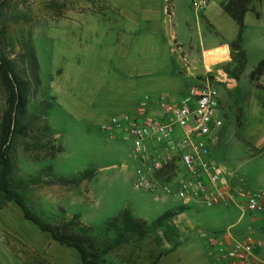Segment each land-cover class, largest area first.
Masks as SVG:
<instances>
[{"label": "rangeland", "instance_id": "rangeland-1", "mask_svg": "<svg viewBox=\"0 0 264 264\" xmlns=\"http://www.w3.org/2000/svg\"><path fill=\"white\" fill-rule=\"evenodd\" d=\"M90 1L5 0L0 16V50L15 59L26 75L24 45L31 41L40 86L36 94L33 86L29 89L28 112L38 113L48 105L45 117L31 125L28 136L18 134L13 138L14 167L8 175L9 188L31 215L44 222L58 223L77 215L92 228L100 264H225L206 240L214 227L193 228L183 221L181 229L180 212L155 223L164 211L180 207L182 200L174 194L157 198V194L133 186L138 168L131 159L134 139L123 123L117 126L113 120L120 123L123 113L132 112L131 108L127 110L128 101L141 98L149 90L146 84L169 87L170 79L171 85L183 79L187 86L192 85L190 78L176 73V78L168 77V72L190 64L189 52L201 51L206 40L217 39L219 34L226 40L233 36L238 27L221 8L225 0H211L206 13L192 10L189 0H148L149 9L141 8V15L146 10L159 18L140 20L139 37L127 48L134 61L133 71L119 56L126 43L115 41L109 30L115 18L126 16L132 9H116L105 3L90 7ZM252 4L260 16L256 18L251 11L245 14L244 70L236 79V87L218 86L223 125L212 155L217 163L235 170L246 188L259 191L264 190V154L254 152L264 149V71L254 80L248 75L264 56V0ZM165 5L169 17L162 12ZM91 28H97L99 39L91 36ZM211 54L206 53L207 59L213 60ZM189 88H174L171 96L179 98ZM3 108L0 87V121ZM85 171L90 173L79 180ZM231 205L200 207L236 210ZM123 209L145 221L144 234L106 228V222ZM260 214L264 216V209ZM0 264L84 263L74 248L53 240L26 219L20 206L0 190Z\"/></svg>", "mask_w": 264, "mask_h": 264}, {"label": "built area", "instance_id": "built-area-1", "mask_svg": "<svg viewBox=\"0 0 264 264\" xmlns=\"http://www.w3.org/2000/svg\"><path fill=\"white\" fill-rule=\"evenodd\" d=\"M210 2L189 0V5L195 12H203ZM212 52L213 61L208 64L222 62L218 50ZM208 72L209 76L179 98L162 97L157 113L143 103L132 116L123 115L122 122L113 118L134 139L131 159L138 168L133 186L153 192L157 198L174 194L184 203L208 207L234 203L244 213L260 212L264 193L229 185L224 179L225 165L211 156L213 134L223 125L218 85L231 88L236 78L221 66ZM209 239L227 264H264L253 256L250 241L228 245L214 235Z\"/></svg>", "mask_w": 264, "mask_h": 264}, {"label": "trees", "instance_id": "trees-1", "mask_svg": "<svg viewBox=\"0 0 264 264\" xmlns=\"http://www.w3.org/2000/svg\"><path fill=\"white\" fill-rule=\"evenodd\" d=\"M262 0H225L222 8L238 26V32L230 43L231 62L225 64L224 69L238 79L244 70L246 63V52L243 48V32L245 28L244 15L248 11L259 13L254 9L252 2ZM5 0H0V16L4 13ZM25 56L27 60L28 74L20 71L15 59L5 55L0 50V87L4 97L3 114L0 121V190L8 200L17 203L24 217L31 220L37 227L46 232L53 240L62 245L74 248L84 264H100L99 254L95 241L92 237V228L79 220L77 215H72L68 219H62L58 223H47L30 214L28 208L22 204L17 195L8 186V175L14 167V157L11 154L13 138L18 135H29L30 127L33 123L41 121L47 112V106L43 105L38 113L28 112L29 89L33 86V94L39 90L40 79L38 76V60L35 49L30 40L25 42ZM264 71V56L249 72L250 80L261 76ZM256 87L263 89L259 84ZM29 131V132H28ZM62 151L61 148L58 149ZM56 152L51 154V158ZM89 171L82 172L80 178L85 177ZM184 206L177 209H168L161 213L155 223L167 221L179 212L184 210ZM106 228H122L125 230H137L144 234L146 223L131 216L128 209L121 210L106 222Z\"/></svg>", "mask_w": 264, "mask_h": 264}, {"label": "crops", "instance_id": "crops-1", "mask_svg": "<svg viewBox=\"0 0 264 264\" xmlns=\"http://www.w3.org/2000/svg\"><path fill=\"white\" fill-rule=\"evenodd\" d=\"M169 1L170 0H168V2ZM212 1L209 3V5L204 10V13H206L207 9L210 8L209 6L212 4ZM101 3H105L106 6L115 7L116 9H118L120 6L128 7L132 9V11H128V14L126 16H124V14H121L120 16L117 17V19L115 18V23H114L115 25L110 27L109 30L112 32L115 41L120 39L121 44L126 43L124 46V49H121V52H119V56L125 60L126 64L128 63L129 65L128 69L133 71L134 61L131 58H129L130 55H129V51L127 50V48L131 47L133 45V40L135 41V39L139 37L138 35H136V33L139 30L140 25H141L140 20H143L144 22H150L149 17L153 16L154 21H155L157 18H159V16H156L155 12L151 14L150 11H146V10H144L141 15V12H140L141 8L149 9L148 6L151 4V2H149L148 0H144V1L143 0H104V1L103 0L102 1L101 0H91L89 6L96 7L98 4L101 5ZM253 7L256 10L255 5H253ZM221 8H222V4H221ZM98 11L99 10H92L91 13L92 12L100 13ZM256 11L258 12V10ZM162 12L166 17L170 16L169 9L167 8L166 5L164 6ZM253 13L255 14V12ZM259 16L260 14L258 15L255 14L256 18H259ZM244 18H245V15H244ZM161 21L163 20L161 19ZM151 31L154 34L155 26H152ZM104 32L105 30L101 31V35ZM237 32H238V28L236 32L233 34V36L229 37V40H226L224 37L220 36V34L218 35L219 38L217 39L206 40L207 44L206 46L202 47L201 51L197 52L196 54H194V52L192 51L189 52V57L191 59L190 64H182L179 68H177L176 71L173 70L172 68V71L170 70L168 72V77H170V75L172 77H175L174 75L176 73L177 75L182 76V78H190L192 80V85L187 86L183 79H181L179 83H177V81H173L172 85H171L172 79H170L168 83L170 84L169 87L162 85L163 83L156 84V83L151 82L149 84H146L149 90L144 91L141 98H139L138 100L128 101L127 110L131 108V111H132L131 113H134L136 108H138L139 105L144 103L150 108V110L153 113H157L159 100L162 97L166 99L175 98L171 96L173 94L174 88L175 90L180 89V91H184L187 89V87L189 88L191 86L197 85L199 82H202L206 78V76H209L208 74L210 72L208 71L214 70L215 68L220 67V66L224 68L225 64H228L231 62L230 43L231 41L235 39ZM91 34H92L91 36L92 37L94 36L95 39L100 38L97 28H91ZM244 34H245V28L243 32V44H244ZM176 40L177 38H175L174 43L177 44V48H179L180 42H177ZM167 43H168L167 46L168 47L170 46L169 49L171 51H174L175 47H173L171 43L169 42ZM213 50H218L219 54L223 57L222 62L212 63L211 65H209L208 63H211L213 60L207 59L206 53L211 52ZM182 59L186 61L185 57H182ZM152 67L154 66L151 65V68ZM163 68L165 69V67ZM149 70L150 68L147 71ZM152 71L156 73V70H154L153 68H152ZM163 71L164 70L162 69L161 72ZM164 76L165 74L163 72V74H161L160 77L163 78ZM157 86H161L166 89L158 90L156 88ZM221 102L223 103L222 99H221ZM128 113L125 112L122 115H131V113L130 114ZM221 129H222V126L213 134V137H212V141H211V144H212L211 156L212 157H213L212 151L217 146L218 139L220 137V134L222 133ZM255 151H256L254 152L255 154H264L263 148L257 149ZM225 168H226V173L224 175V179L229 183V185H231L232 187L246 188L245 184H242L241 178L237 175L235 170H233L231 167L229 168L225 167ZM246 189L253 191L249 188H246ZM259 191H262L264 193V190H259ZM233 205L236 207V210L220 209V208L202 209L199 203L182 202L181 205L179 206H184L185 209L182 210L178 214V218L181 223L180 228L181 229L183 228L182 226L183 221L189 227H193V228L203 227L204 229L205 228L209 229V227L210 228L214 227L213 230H209L210 231L209 234L206 235L207 243L213 247L214 245H213V242H211V240L209 239V235H214L217 241L224 242L228 245L250 241L252 244L253 256L264 261V216L261 215L260 212H253L250 214L244 213L238 208L236 204L233 203ZM263 206H264V198H263ZM220 260H222L223 262H225V264H227V261L225 259L220 258Z\"/></svg>", "mask_w": 264, "mask_h": 264}]
</instances>
